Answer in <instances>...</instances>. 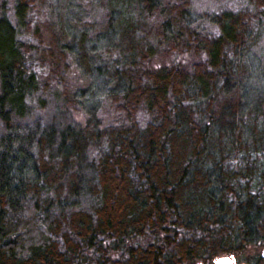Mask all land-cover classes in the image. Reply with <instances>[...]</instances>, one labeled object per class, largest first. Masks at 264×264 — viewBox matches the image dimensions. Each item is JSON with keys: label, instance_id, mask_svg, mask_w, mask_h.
Instances as JSON below:
<instances>
[{"label": "trees", "instance_id": "16d2710c", "mask_svg": "<svg viewBox=\"0 0 264 264\" xmlns=\"http://www.w3.org/2000/svg\"><path fill=\"white\" fill-rule=\"evenodd\" d=\"M212 1L14 0L0 15V264L264 249V0Z\"/></svg>", "mask_w": 264, "mask_h": 264}, {"label": "rangeland", "instance_id": "374dc122", "mask_svg": "<svg viewBox=\"0 0 264 264\" xmlns=\"http://www.w3.org/2000/svg\"><path fill=\"white\" fill-rule=\"evenodd\" d=\"M13 3H14V0H0V15H3L4 14V15L11 16L12 15ZM77 3L80 4V5H82V3L80 1H77ZM202 3L203 4L199 6V9H204V8H207L208 6H209V9L210 10L216 8L212 0H203ZM102 15H103L102 10L99 9V8H97V10L95 11V14H94L95 19H97L98 21H100V17ZM81 20H82V22H85V20H86V22H88V15H87L86 12H85V15H84V13L81 14ZM41 32H43V35H41L42 36V38H41L42 40H38V42L44 45L42 47H50L51 44H52L53 35L46 28L45 29H42ZM185 59L188 60V58H185V57L176 58L175 62L176 63L182 62ZM168 61H169V58L159 59L157 57V58H154L153 59V64H156V65L166 64L167 65L168 64ZM73 78L75 79L74 82H73ZM70 79H71V82L72 83L81 84V89L84 90V92H86L90 87L91 88H96V84L94 82L97 81V78H95L94 76L89 77L87 80H85L84 78H81L80 75H79V73L77 72L76 73V76L72 74L70 76ZM86 99L89 100V103L90 104H91V102H93V101L90 100V98H86ZM85 108H88V106L86 105V102H85ZM86 110H88V109H86ZM86 110H83V112L86 113ZM51 111H52V108H50L49 110H47L48 113H50ZM97 114L100 117L103 116V114L101 113L100 110L97 112ZM66 115H68V114H65V116ZM82 115H83V113H81V112L74 113V114H71L67 120H71L72 121L73 119L74 120L80 119V118H82ZM37 116H39V115H37ZM47 117L48 116H43L41 118L43 120H47ZM263 251H264L263 249L257 251V249L253 248V246L251 247L250 245H248L242 251L241 254L243 255V258L245 260L252 262V261L255 260V257H262L264 259V253H263ZM261 264H264V262H261Z\"/></svg>", "mask_w": 264, "mask_h": 264}, {"label": "flooded vegetation", "instance_id": "af4514ba", "mask_svg": "<svg viewBox=\"0 0 264 264\" xmlns=\"http://www.w3.org/2000/svg\"><path fill=\"white\" fill-rule=\"evenodd\" d=\"M263 253H264V251H263ZM218 257H228V258H230L232 261L229 264H260V262L258 260H256V261L254 260V261L250 262V261H247V260H242L240 258H237V257H235L233 255H223V256H218ZM218 257L214 258L212 260L211 264H216L215 260Z\"/></svg>", "mask_w": 264, "mask_h": 264}, {"label": "water", "instance_id": "95a60500", "mask_svg": "<svg viewBox=\"0 0 264 264\" xmlns=\"http://www.w3.org/2000/svg\"><path fill=\"white\" fill-rule=\"evenodd\" d=\"M232 260L228 257H218L215 260L216 264H229Z\"/></svg>", "mask_w": 264, "mask_h": 264}]
</instances>
